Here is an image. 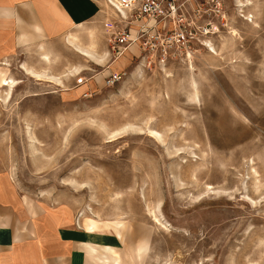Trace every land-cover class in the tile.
I'll use <instances>...</instances> for the list:
<instances>
[{
	"label": "rangeland",
	"instance_id": "rangeland-1",
	"mask_svg": "<svg viewBox=\"0 0 264 264\" xmlns=\"http://www.w3.org/2000/svg\"><path fill=\"white\" fill-rule=\"evenodd\" d=\"M243 2L208 47L126 51L110 86L100 22L79 56L70 38L0 62V172L96 230L109 264H264V0Z\"/></svg>",
	"mask_w": 264,
	"mask_h": 264
},
{
	"label": "crops",
	"instance_id": "crops-1",
	"mask_svg": "<svg viewBox=\"0 0 264 264\" xmlns=\"http://www.w3.org/2000/svg\"><path fill=\"white\" fill-rule=\"evenodd\" d=\"M109 10L105 0H0V62H12L35 48L54 55L56 47L70 49L66 44L70 38L71 51L79 56L75 33L92 23L104 27L112 15ZM77 49L84 55L80 42ZM91 53L92 62L101 60L100 54ZM129 56L125 53L114 60L107 73L119 72ZM77 70L74 67L70 74ZM100 250L96 230L83 228L72 213L54 208L37 211L23 199L9 174L0 172V264H109Z\"/></svg>",
	"mask_w": 264,
	"mask_h": 264
},
{
	"label": "built area",
	"instance_id": "built-area-1",
	"mask_svg": "<svg viewBox=\"0 0 264 264\" xmlns=\"http://www.w3.org/2000/svg\"><path fill=\"white\" fill-rule=\"evenodd\" d=\"M112 15L105 20L106 40L118 58L130 47L139 49L147 65L164 63L177 51L192 46L208 47L209 38L226 27L229 12L243 0H105ZM124 72H112L107 86Z\"/></svg>",
	"mask_w": 264,
	"mask_h": 264
},
{
	"label": "bare ground",
	"instance_id": "bare-ground-1",
	"mask_svg": "<svg viewBox=\"0 0 264 264\" xmlns=\"http://www.w3.org/2000/svg\"><path fill=\"white\" fill-rule=\"evenodd\" d=\"M246 5V4H245ZM210 50L212 51V52H215V49L212 47V45L210 44ZM84 52V55H86V57H92V53L90 52V51H88V50H83ZM42 75V74H41ZM37 76H39L40 77V75H37ZM42 77V76H41ZM4 84L5 85H9L10 87H12V85H13V82H4Z\"/></svg>",
	"mask_w": 264,
	"mask_h": 264
}]
</instances>
